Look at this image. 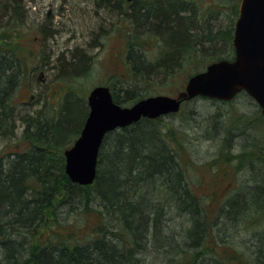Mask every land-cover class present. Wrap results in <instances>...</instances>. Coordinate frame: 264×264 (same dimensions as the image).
<instances>
[{
	"label": "trees",
	"instance_id": "obj_1",
	"mask_svg": "<svg viewBox=\"0 0 264 264\" xmlns=\"http://www.w3.org/2000/svg\"><path fill=\"white\" fill-rule=\"evenodd\" d=\"M100 1L104 13L110 18L121 12L119 1ZM213 1L214 4L217 1V15L222 13L224 0ZM207 2L209 0H151L139 10L136 2L132 3L137 28L158 30L157 39L161 44L155 61L149 63L150 69L141 66L139 56L133 64L130 54L141 49L144 57L145 42L127 31L132 38L127 59L131 73L137 79L150 81L157 75L159 79L171 80L186 66L197 67V60L204 58L207 63L212 58H227L233 54L235 20L228 26L212 23L210 19L215 13L213 8L205 5ZM26 3L27 0H0V43L3 40L9 42L10 34H18L24 29L22 20L27 11ZM238 13L239 6L235 3L233 14L238 16ZM224 48L229 50L228 56L221 54ZM14 55L0 49V137L14 134L21 126L20 119L22 126L25 125V145L21 150L6 152L0 157V264H145L143 255L151 257L153 253L146 244L150 245L154 239L164 241L162 219L168 205L182 214H189L193 222L186 230V237L192 242L186 245L188 248H180L178 254L181 258L177 264H200L198 259L207 255L217 264H252V260L241 258V254L232 253L224 259L223 255L210 252L214 251L213 247H204V242L212 239L210 233L213 232L208 231L205 209L190 185L194 163L187 154L186 134L174 125L163 123V116L142 118L130 126L109 132L102 143L95 182L85 186L72 183L65 171L64 149L80 135L87 118V107L81 101L83 97L77 89L69 87L64 98L54 107L53 114L47 110H36L34 114L23 116L14 114L12 91L19 86L23 73V66ZM58 59L61 63L55 67L59 74L62 71L78 74L84 72L76 68L88 63V54L78 50L68 61L61 56ZM111 90L115 101L121 104L142 98L136 96L134 90L126 98H122L113 87ZM257 111L258 117L251 119L264 121L260 110ZM243 118L249 119V116L243 114ZM223 120L221 113L215 111L205 122L210 128L216 124L219 132L213 139L222 140L221 152L231 159L233 137H230L227 125L223 130ZM227 120L230 125L232 118ZM234 135L238 139L244 137L243 133ZM253 151L238 154L235 158L244 159L248 154L250 158H258L264 167V145ZM263 167L261 172L264 175ZM233 195L219 218L226 216L227 222L234 225L235 220L253 217L252 225H259L253 240L254 264H264V184L244 186ZM68 199L85 204L84 211L96 217L95 227L83 233L82 227H57L56 232L49 231L43 237L39 234L31 248L32 257L26 258L29 242L21 232L31 226L32 230L43 231L46 218L55 219L57 216L46 213V210L55 201L64 203ZM90 213H86V219L82 218V212H76L75 216L85 225ZM109 217L115 220L107 221ZM136 221L139 228L133 226ZM110 225L116 226V233L121 237L120 249L110 241L101 240L102 229ZM143 238H147V242Z\"/></svg>",
	"mask_w": 264,
	"mask_h": 264
},
{
	"label": "rangeland",
	"instance_id": "obj_2",
	"mask_svg": "<svg viewBox=\"0 0 264 264\" xmlns=\"http://www.w3.org/2000/svg\"><path fill=\"white\" fill-rule=\"evenodd\" d=\"M118 1L121 12L110 18L104 13L100 0H27L25 28L18 34H10L7 38L9 42L3 40L0 43L2 51L13 55L16 51L14 56L20 66H23L22 80L11 104L14 114L23 116L34 114L36 110H47L48 113L53 114L54 107L58 106L69 87L77 89L79 95L83 97L81 101L86 105L88 112L87 97L91 88L99 84L110 85L122 98H126L125 89L128 88L134 90L139 97L156 94L178 96L185 90L190 75L205 67L204 58L197 60V67L189 65L180 70L174 79L156 77L150 81H140L131 73L127 59L129 41L132 40L127 31L144 40L145 57H148L149 62L155 61L161 51V44L157 39L158 36H152L150 31L142 33L137 28L132 17V3L127 0H112V2ZM149 1L151 0H137L135 5H144ZM240 2L241 0H224L222 13L218 15L213 0H209L205 5L214 9V18L210 19L212 23L220 22L228 26L237 19L236 14H233V5L237 3L240 6ZM52 32L54 35L50 36ZM78 50H84L88 54V63L76 68L84 72L75 74L73 71H62L63 73L59 74L56 67L61 62L58 61V57L61 56L68 61ZM221 54L228 56L230 52L224 48ZM217 59L212 58L209 62ZM122 104L128 106L132 103ZM258 109L256 101L245 92L238 94L227 103L196 97L185 102L180 112L165 115L162 120L163 123L174 125L176 129L186 134L187 154L194 163L190 174V185L205 209L208 231L212 232L214 229V234L210 233L212 239L204 242V247H213L214 251L210 252L223 255L221 257L224 259L226 255L230 256L232 253L241 254V258L248 257L252 260V264H254L255 252L254 232L258 230L259 225H252L253 217L231 221L234 225L227 222L226 216L221 219L219 217L227 200L234 196V192L244 186L248 188L264 184V175L261 172L263 166L258 158H250L248 155L249 151L254 152V149L264 145V121L251 119L256 115L258 117ZM215 111L224 117L223 124L228 126L230 137H233L231 159L228 155L224 157L225 152H221L222 140L215 141L207 137L209 126L205 120ZM243 114L248 115L249 119H244ZM229 118H232L230 125L226 122ZM18 122L21 126L14 134L7 133L0 137V156L24 147L25 125L22 126L20 119ZM241 133L244 135L241 139L234 135ZM245 152L248 153L245 155L247 158H235ZM168 206L165 207L162 219L164 241L154 239L150 245L146 244L148 250L153 252L150 260L154 261L148 260L151 264L167 263L162 261L163 255L173 257L177 264L181 258L178 254L180 248H188L186 245L192 242L186 237L187 228L193 225L190 215L182 214L173 206ZM91 218L92 220L87 221L88 224L93 225L95 216L91 214ZM58 219L60 220L61 217ZM83 231L86 229L83 228ZM143 239L147 242V238ZM202 258L198 259V263L203 264ZM206 258L212 260L209 263L216 261L209 255Z\"/></svg>",
	"mask_w": 264,
	"mask_h": 264
},
{
	"label": "water",
	"instance_id": "obj_3",
	"mask_svg": "<svg viewBox=\"0 0 264 264\" xmlns=\"http://www.w3.org/2000/svg\"><path fill=\"white\" fill-rule=\"evenodd\" d=\"M135 1V0H128ZM235 58L221 59L190 76L184 96L152 95L131 106L115 102L111 89L97 85L88 95L89 113L74 144L65 150V171L73 181L91 184L97 175L99 152L106 134L180 110L183 99L197 96L233 99L246 91L264 114V0H242L235 23Z\"/></svg>",
	"mask_w": 264,
	"mask_h": 264
},
{
	"label": "bare ground",
	"instance_id": "obj_4",
	"mask_svg": "<svg viewBox=\"0 0 264 264\" xmlns=\"http://www.w3.org/2000/svg\"><path fill=\"white\" fill-rule=\"evenodd\" d=\"M146 3L144 5H146ZM144 5H142V4L137 5L136 8L138 10L142 9V8L145 7ZM135 15L136 14L133 12V16L132 17H133L134 22H135ZM26 16H27V11H26V13L23 16L24 19L22 20L24 22V27L23 28H25V21H27L26 20ZM148 31L151 32L152 36H157V35L160 34V32L158 30L153 29V28H151V29H149V28H140V32H142V33H146ZM53 35H54V32L50 33V36H53ZM136 51L137 52H134V53L132 52L133 55L130 54L131 62H133V64H134V61L136 62V60H137V58L139 56L141 58V64H142L141 66L145 67L147 69H150L151 66L149 65V63H151V62H149L150 60H148V57L146 58L145 55H144V57H145L144 58L142 56L143 50L137 49ZM146 59L148 60V62H147ZM214 61L207 62L203 69H198L193 74L205 70L207 68V66L210 65L211 63H213ZM156 77L159 78L157 75L153 76L154 79ZM16 90H17V87H15L13 89V91H12V95H13L12 101H14V98H15L14 96L16 95ZM125 90H126V94L132 93V91L129 88L125 89ZM146 97H149V96H146ZM138 100H140V99H138ZM138 100L133 101L131 105L136 103ZM219 101L227 103V102H231L232 100H219ZM131 105H129V106H131ZM174 114H176V113H172L171 112V113H167V114H164V115H174ZM225 127L226 126L222 123L223 130H225ZM209 128H210V126H209ZM209 128L207 129V132H206L207 133V137L214 138L216 136V134H218L219 131H217V129H216L217 127L215 125H213L210 129ZM23 140H24V136H23ZM101 147H102V145H101ZM100 151H101V148H100ZM99 155H100V152H99ZM97 173H98V169H97ZM96 177H97V175H96ZM70 180H71L72 183L82 185V184H80V183H78L76 181H73L72 179H70ZM95 180H96V178H95ZM95 180L91 184H93L95 182ZM263 183H264V181H263ZM91 184H87V185H91ZM82 186H85V185H82ZM237 191H239V190H237ZM235 193L236 192H234L233 194H235ZM84 208H86L84 203L83 204H76V203H74V201L70 202L69 199L66 202H64V203L55 201L46 210L47 211L46 213H48V212L49 213H55L57 216L55 217V219H49L48 217L46 218L47 219L46 220V225H45L44 228H42L43 231L40 232L39 230H32L33 226H31V227H29V229H27V230L25 229V230H23L21 232V234L25 237V240L29 242V244H27V247H26V250H25L26 253H27V255H25V257L28 258V259H30V257H32V250L33 249H31V248H33V246L35 244V241L37 240L39 234L43 237L49 231L56 232L57 231V227H59L61 229L80 228V227H82L81 228L82 233L84 232L83 228L86 229L85 232L91 231L90 228L95 227V225H96V223H95L96 222V217H95V222H94L93 225L91 223L83 225L84 222L82 221V219H80L77 216H75L76 212L77 213L82 212L83 213L82 214V218L86 219L87 218V214L84 211ZM175 210H177V209H175ZM71 215H73V216H71ZM58 217H61V219L59 220ZM87 220L88 221L92 220L91 216H88ZM113 220H115V219L114 218H110V217L107 219V221H113ZM205 222H207V221H205ZM36 223H37V221L35 222V225H37ZM138 224H139V222L136 221L133 226L136 227V228H139ZM87 227H89V228H87ZM116 230H117L116 226H111L110 225L109 227L108 226L105 227L104 229H102V232H101V235H102L101 240L105 241V243H109L108 241H110V242H112V244L114 246H116L117 249H120L122 240H121L120 235H118L116 233ZM212 232H214V229H213ZM139 256H141V255H139ZM143 256H144V260L143 261H144L145 264H151L150 262L154 261L152 259L150 260L151 257L147 256L146 254H144ZM163 257L164 258H163L162 261H167V263L170 262L172 264H175V262H176V260L173 257H169L167 255H163ZM159 259L161 261V258H159ZM148 260H150V262H148ZM155 260L159 261L158 259H155ZM201 260L203 261V264H207V263L208 264H215V263L217 264V261H215V263H209L212 260H210V259H208L206 257H203ZM253 261H254V256H253ZM167 263H165V264H167Z\"/></svg>",
	"mask_w": 264,
	"mask_h": 264
},
{
	"label": "flooded vegetation",
	"instance_id": "obj_5",
	"mask_svg": "<svg viewBox=\"0 0 264 264\" xmlns=\"http://www.w3.org/2000/svg\"><path fill=\"white\" fill-rule=\"evenodd\" d=\"M233 44V43H232Z\"/></svg>",
	"mask_w": 264,
	"mask_h": 264
}]
</instances>
